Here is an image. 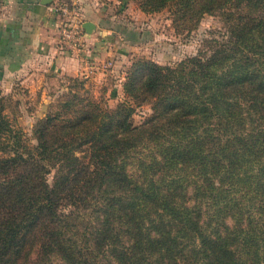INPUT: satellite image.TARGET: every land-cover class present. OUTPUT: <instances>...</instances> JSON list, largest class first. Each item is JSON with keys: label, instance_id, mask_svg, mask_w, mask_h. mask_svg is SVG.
Returning <instances> with one entry per match:
<instances>
[{"label": "trees", "instance_id": "1", "mask_svg": "<svg viewBox=\"0 0 264 264\" xmlns=\"http://www.w3.org/2000/svg\"><path fill=\"white\" fill-rule=\"evenodd\" d=\"M135 1L177 33L218 16L224 38L135 57L112 108L66 78L32 147L0 92V264H264V0Z\"/></svg>", "mask_w": 264, "mask_h": 264}, {"label": "crops", "instance_id": "2", "mask_svg": "<svg viewBox=\"0 0 264 264\" xmlns=\"http://www.w3.org/2000/svg\"><path fill=\"white\" fill-rule=\"evenodd\" d=\"M0 2L2 94L21 90L39 94L42 100L49 98V90L56 83L68 77L105 84L111 77L120 75L117 66L124 60L115 44L123 27L119 24V29H113L110 25L112 17L118 15L107 14L108 3L103 0H51L46 5L41 0ZM71 2L79 4L82 24L86 21L93 24L90 33L84 31V50L77 56L58 45L62 17L53 10L56 4ZM115 20L118 22V18Z\"/></svg>", "mask_w": 264, "mask_h": 264}, {"label": "rangeland", "instance_id": "3", "mask_svg": "<svg viewBox=\"0 0 264 264\" xmlns=\"http://www.w3.org/2000/svg\"><path fill=\"white\" fill-rule=\"evenodd\" d=\"M103 1L108 3V15H118L111 19L112 28L116 29L119 24L123 27V31L117 35L118 42L115 46L124 62L117 66L120 73L118 77H111L105 84L83 79L78 92L100 99L108 108L126 99L121 91V83L135 57H145L159 64H175L178 60L197 53L207 55L216 44L215 41L224 38V24L218 16L204 14L192 31L177 33L171 25L167 7L157 12L144 13L135 0ZM115 18H118V22ZM119 78L122 79L118 81ZM66 85V80L59 81L52 91L49 90V98L43 97L42 100L39 94L21 90L1 95L2 112L14 127L22 130L23 141L28 147L35 145L32 125L43 113L55 108L62 93L66 91ZM148 112L149 108L145 104L135 107L131 115L132 123L138 124ZM50 179L51 173L47 175V180Z\"/></svg>", "mask_w": 264, "mask_h": 264}, {"label": "built area", "instance_id": "4", "mask_svg": "<svg viewBox=\"0 0 264 264\" xmlns=\"http://www.w3.org/2000/svg\"><path fill=\"white\" fill-rule=\"evenodd\" d=\"M53 10L62 17L58 45L77 56L83 52L85 46L79 4L76 2L56 4Z\"/></svg>", "mask_w": 264, "mask_h": 264}, {"label": "water", "instance_id": "5", "mask_svg": "<svg viewBox=\"0 0 264 264\" xmlns=\"http://www.w3.org/2000/svg\"><path fill=\"white\" fill-rule=\"evenodd\" d=\"M51 0H41V3L46 5L50 2ZM82 27H83V30L86 32V33H90L91 30L93 29V24L91 22H84L82 24Z\"/></svg>", "mask_w": 264, "mask_h": 264}]
</instances>
